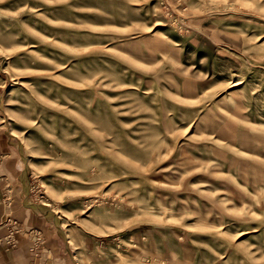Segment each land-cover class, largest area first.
Here are the masks:
<instances>
[{
    "label": "rangeland",
    "instance_id": "obj_1",
    "mask_svg": "<svg viewBox=\"0 0 264 264\" xmlns=\"http://www.w3.org/2000/svg\"><path fill=\"white\" fill-rule=\"evenodd\" d=\"M0 131L83 264H264V0H0Z\"/></svg>",
    "mask_w": 264,
    "mask_h": 264
},
{
    "label": "crops",
    "instance_id": "obj_2",
    "mask_svg": "<svg viewBox=\"0 0 264 264\" xmlns=\"http://www.w3.org/2000/svg\"><path fill=\"white\" fill-rule=\"evenodd\" d=\"M29 156L15 137L0 131V222L8 214L19 228L13 245L0 247V264H83L89 255L109 246V239L91 235L71 246L61 225L64 216L36 200ZM31 230L40 233L39 245H33Z\"/></svg>",
    "mask_w": 264,
    "mask_h": 264
},
{
    "label": "built area",
    "instance_id": "obj_3",
    "mask_svg": "<svg viewBox=\"0 0 264 264\" xmlns=\"http://www.w3.org/2000/svg\"><path fill=\"white\" fill-rule=\"evenodd\" d=\"M0 226L3 228V234L0 236V247L8 248L13 245L14 235L17 234L19 228L16 220L9 216L8 214L3 217L0 222ZM33 238V245H39L40 243V233L37 230H31L30 232Z\"/></svg>",
    "mask_w": 264,
    "mask_h": 264
}]
</instances>
